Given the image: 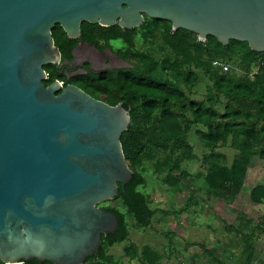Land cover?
Listing matches in <instances>:
<instances>
[{
    "label": "water",
    "instance_id": "1",
    "mask_svg": "<svg viewBox=\"0 0 264 264\" xmlns=\"http://www.w3.org/2000/svg\"><path fill=\"white\" fill-rule=\"evenodd\" d=\"M144 16L199 41L246 42L264 52V0H0V261L83 264L113 233L98 206L132 175L120 135L130 117L79 87L44 84L60 51L52 29L80 36L82 22L124 29Z\"/></svg>",
    "mask_w": 264,
    "mask_h": 264
},
{
    "label": "trees",
    "instance_id": "2",
    "mask_svg": "<svg viewBox=\"0 0 264 264\" xmlns=\"http://www.w3.org/2000/svg\"><path fill=\"white\" fill-rule=\"evenodd\" d=\"M164 23L166 26L161 25ZM136 34L149 44H157V50L164 54L163 58L157 60L147 52L134 53L132 48ZM52 35L60 53L69 57L77 39L68 38L59 25L53 27ZM80 36L96 47H99L101 39L121 40L127 46L125 58L132 60L133 68L123 73H91L82 76L76 84L93 98L109 105L122 103L128 110L130 122L120 135V143L132 175L123 186L118 184L114 199H120L135 224L147 227L153 214L145 195L138 190L145 183V178L135 169L137 165L145 159L154 158L155 169L167 167L162 182L169 186L190 177L188 172L180 169L178 160L172 158V153L179 149L183 138L182 124L190 123L184 116L186 112L191 113L194 122L205 127V130H197V134L199 141L210 150L209 155L205 156L206 160L212 161L204 177L208 187L217 189L226 200L242 192L252 159L258 157L264 161V52L253 51L246 42L236 40L223 45L214 37L207 36L205 41H199L193 32L181 28L172 29L169 21L147 16H144L139 27L132 29H124L117 24L103 27L82 22ZM232 53L240 56L243 76L229 78L224 70L212 65L213 60H220L230 70L228 60ZM189 64L202 68L211 82L206 102L190 99L177 86L168 84L169 76L194 85L196 74L190 68L185 71V66ZM252 65L256 66V70L250 79L248 75ZM48 69V66H44L49 74L48 79L44 80L45 85L53 79H59L53 66ZM218 95L226 99L222 112L212 105L214 97ZM225 146L234 151L230 164L218 162L222 154L214 152ZM187 150L192 149L188 146ZM249 198L256 204L264 202V185L253 186L249 190ZM101 208L116 215L117 227L113 233L101 235L98 250L83 263L95 259V264H108L110 256L107 248L128 236L124 213L114 207ZM259 225L264 230V215ZM248 249L252 252L253 246L248 244L246 251ZM157 257L147 247L141 251V259L148 264H156ZM245 263H249V258ZM0 264L4 263L0 261ZM21 264L53 263L31 259Z\"/></svg>",
    "mask_w": 264,
    "mask_h": 264
},
{
    "label": "rangeland",
    "instance_id": "3",
    "mask_svg": "<svg viewBox=\"0 0 264 264\" xmlns=\"http://www.w3.org/2000/svg\"><path fill=\"white\" fill-rule=\"evenodd\" d=\"M161 25L166 26L165 23ZM134 40V53L147 52L157 60L163 58L164 54L157 50V44H149L137 34ZM119 44L125 46L123 42ZM228 61L230 70L223 72L229 78L243 76L240 56L232 53ZM189 68L196 74L194 85L169 76L168 84L177 86L190 99L206 102L211 82L202 68L189 64L185 66V71ZM255 70L256 66L252 65L248 75L250 79ZM225 102V97L218 95L214 97L212 105L222 112ZM184 116L190 123L182 124L183 138L179 149L172 153V158L178 160L180 169L188 172L190 177L180 179L174 186L164 184L162 181L167 167L155 169L154 158L143 160L135 168L145 178V183L138 190L145 195L153 212L150 224L147 227L135 224L120 199L99 203L101 207L121 210L128 229V236L122 242L107 248L110 256L107 263L148 264L141 259V251L147 247L158 256L156 264H223L225 260L237 262L232 264H246L247 258L248 264L251 259L256 264H264V230L259 225L264 215V202L256 204L249 198V190L253 186L264 185V162L258 157L253 158L242 192L235 198L224 199L217 189H210L204 180L212 161L205 159L210 150L199 141L197 130H205V127L194 122L190 112L184 113ZM188 146L192 150H187ZM214 152L222 154L218 162L231 163L234 151L228 146ZM213 160L216 162L215 157ZM248 244L253 246L252 252L249 249L246 251ZM94 261L91 259L83 264H95Z\"/></svg>",
    "mask_w": 264,
    "mask_h": 264
},
{
    "label": "flooded vegetation",
    "instance_id": "4",
    "mask_svg": "<svg viewBox=\"0 0 264 264\" xmlns=\"http://www.w3.org/2000/svg\"><path fill=\"white\" fill-rule=\"evenodd\" d=\"M70 51V56L66 57L60 53V59L57 65H45L56 70L59 79L52 81L60 82V87L55 91L56 94L68 84L79 87L76 83L83 76L99 72H125L133 68L132 63L125 58L127 46L121 40H103L99 42V47L90 44L80 38ZM123 42L125 46L119 44ZM117 43V45H113ZM48 69V70H49ZM46 72V71H45ZM49 74L46 72V79ZM44 82V81H43ZM50 82V83H51Z\"/></svg>",
    "mask_w": 264,
    "mask_h": 264
},
{
    "label": "built area",
    "instance_id": "5",
    "mask_svg": "<svg viewBox=\"0 0 264 264\" xmlns=\"http://www.w3.org/2000/svg\"><path fill=\"white\" fill-rule=\"evenodd\" d=\"M212 65L215 67H220L222 70H227L229 67L226 63H224L220 60H213Z\"/></svg>",
    "mask_w": 264,
    "mask_h": 264
},
{
    "label": "crops",
    "instance_id": "6",
    "mask_svg": "<svg viewBox=\"0 0 264 264\" xmlns=\"http://www.w3.org/2000/svg\"><path fill=\"white\" fill-rule=\"evenodd\" d=\"M254 158H257V157H254ZM264 162V161H263ZM252 168V166L251 167H249L248 168V170H247V176L246 177H248V174H249V171H250V169ZM247 179H249V178H247ZM253 259H251L250 260V264H256L255 262H253L252 261ZM235 260H230V261H222L223 262V264H232V262H234ZM252 261V262H251ZM236 262V261H235ZM237 263V262H236Z\"/></svg>",
    "mask_w": 264,
    "mask_h": 264
}]
</instances>
